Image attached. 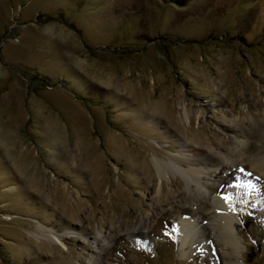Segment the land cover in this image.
<instances>
[{"label":"rangeland","instance_id":"1","mask_svg":"<svg viewBox=\"0 0 264 264\" xmlns=\"http://www.w3.org/2000/svg\"><path fill=\"white\" fill-rule=\"evenodd\" d=\"M254 115L264 0H0V264H264V174L234 152ZM173 154L195 179L158 173ZM213 182L247 188L235 246Z\"/></svg>","mask_w":264,"mask_h":264},{"label":"bare ground","instance_id":"2","mask_svg":"<svg viewBox=\"0 0 264 264\" xmlns=\"http://www.w3.org/2000/svg\"><path fill=\"white\" fill-rule=\"evenodd\" d=\"M184 114L186 116V119L190 122L191 120V113L188 108V105H184ZM254 121L256 124L261 127L262 130H259L257 133V136L250 131H245V135H243L242 138H238L237 146L235 147V154L237 156L246 155L248 158H250V162L252 165L260 170L264 174V154H261L259 151V148L261 145H259L258 141L259 136H262V133H264V127H262L261 119L258 118L256 115L253 116ZM254 151L251 153V151ZM230 155H224L218 151H212L210 155L203 158L201 161L203 163H212L211 165L218 166V164H221L224 166L225 162H233L232 154ZM244 158V157H243ZM187 159L185 156L179 155H170L169 161H161L158 158H155L153 160V163L158 171V173L161 176H165L169 173L177 172L179 175H181L184 179H186L188 182H190L191 178L195 179V173L196 170L191 169L189 170H182L179 164L182 161H186ZM227 160V161H225ZM188 161V160H187ZM227 166V165H226ZM195 171V172H194ZM241 184L238 185L237 183H233L232 185H229L228 188H226V192L223 195H219V187L213 182L210 185L204 186L205 190H200L199 193L196 194V198L198 199V206L202 208H214L216 209L215 213L213 214L216 228L219 230V236L221 239L225 240L226 244H231L235 246L237 244V235H236V228H237V219L232 214V210L245 206L246 204L250 205L248 201H244L247 199V188H245V185ZM244 191H243V190ZM245 192V193H244ZM208 194L212 196H216L214 198V204L211 206H207L208 202L206 203V199L208 197ZM219 195V196H218ZM177 223L179 226L178 229V241L180 247H184L189 240H187V234L190 229L189 225L191 224L192 220L190 216L187 215H180L177 214ZM214 225V226H215ZM37 230L38 233L36 234L38 238L47 240L49 242L54 243H64V237H66L65 233H57L54 231L53 228L47 226L46 224H43L41 222H38ZM144 224L139 226L138 230H141V233H144L145 228ZM191 227V226H190ZM68 232V231H67ZM69 233V232H68ZM67 233V234H68ZM186 234V235H185ZM144 237V236H143ZM190 243V242H189ZM234 248V247H233ZM234 252V251H233Z\"/></svg>","mask_w":264,"mask_h":264}]
</instances>
